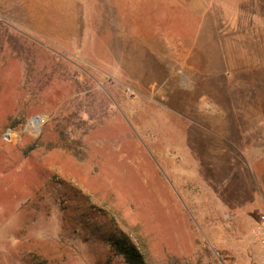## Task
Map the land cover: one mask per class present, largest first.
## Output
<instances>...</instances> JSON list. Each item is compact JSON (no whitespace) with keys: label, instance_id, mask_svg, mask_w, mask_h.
I'll use <instances>...</instances> for the list:
<instances>
[{"label":"rangeland","instance_id":"1","mask_svg":"<svg viewBox=\"0 0 264 264\" xmlns=\"http://www.w3.org/2000/svg\"><path fill=\"white\" fill-rule=\"evenodd\" d=\"M188 1L0 0V264H259L264 0H201L188 59L131 37Z\"/></svg>","mask_w":264,"mask_h":264},{"label":"crops","instance_id":"2","mask_svg":"<svg viewBox=\"0 0 264 264\" xmlns=\"http://www.w3.org/2000/svg\"><path fill=\"white\" fill-rule=\"evenodd\" d=\"M8 1V0H7ZM80 0H10L12 3V10L13 11H18L20 14L19 6L21 3L26 4V9L28 12L31 14L32 11V6L31 4H34L35 7H38L40 10H44L48 7L50 8H55L57 10H62V12H70L74 9H77L78 3ZM190 2V3H188ZM185 3L187 11L186 13H178L177 12V26L178 28L172 29L170 33H163L162 31H156L154 34L148 35L146 32H137L132 34L131 37L137 38L138 46H140V43H145L148 39H152L158 43V41L162 42L165 41L166 44H169L171 50H175L181 57H184L185 55L188 57L190 56V53L192 52V47L194 45V42L188 43L189 38H191V41L194 37H197L199 32H203V28L206 24H208V19H214L216 17V14L214 13L210 18H208V13L207 11V2L206 3H200L201 0H191ZM211 3V2H210ZM224 3V2H223ZM224 12L222 15H224L227 19L230 17V14L226 11L229 10V8L226 7V5H223ZM76 12H74L75 17ZM183 18H186L184 20ZM212 25L213 20L209 21ZM39 31V30H37ZM40 33V32H38ZM187 40V41H186ZM211 41V40H210ZM193 43V44H192ZM192 44V45H190ZM162 46H160L161 49ZM184 59V58H183ZM248 126L244 125V127H241L240 129H246ZM258 198L260 202L263 204L264 203V192H261L260 190L258 191Z\"/></svg>","mask_w":264,"mask_h":264},{"label":"trees","instance_id":"3","mask_svg":"<svg viewBox=\"0 0 264 264\" xmlns=\"http://www.w3.org/2000/svg\"><path fill=\"white\" fill-rule=\"evenodd\" d=\"M115 250L122 255L128 264H147L143 254L126 238L116 240L114 243Z\"/></svg>","mask_w":264,"mask_h":264},{"label":"built area","instance_id":"4","mask_svg":"<svg viewBox=\"0 0 264 264\" xmlns=\"http://www.w3.org/2000/svg\"><path fill=\"white\" fill-rule=\"evenodd\" d=\"M254 239L259 250V264H264V216L254 231Z\"/></svg>","mask_w":264,"mask_h":264},{"label":"bare ground","instance_id":"5","mask_svg":"<svg viewBox=\"0 0 264 264\" xmlns=\"http://www.w3.org/2000/svg\"><path fill=\"white\" fill-rule=\"evenodd\" d=\"M233 65V64H232ZM41 125V119H34L30 122V128L38 129Z\"/></svg>","mask_w":264,"mask_h":264},{"label":"water","instance_id":"6","mask_svg":"<svg viewBox=\"0 0 264 264\" xmlns=\"http://www.w3.org/2000/svg\"><path fill=\"white\" fill-rule=\"evenodd\" d=\"M35 118H36V119H39L40 117H39V116H36Z\"/></svg>","mask_w":264,"mask_h":264}]
</instances>
